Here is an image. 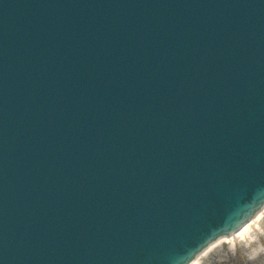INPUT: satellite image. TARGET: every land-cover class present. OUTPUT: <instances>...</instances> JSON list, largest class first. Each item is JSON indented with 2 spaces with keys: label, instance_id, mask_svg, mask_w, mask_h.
<instances>
[{
  "label": "water",
  "instance_id": "water-1",
  "mask_svg": "<svg viewBox=\"0 0 264 264\" xmlns=\"http://www.w3.org/2000/svg\"><path fill=\"white\" fill-rule=\"evenodd\" d=\"M263 203L264 0H0V264H187Z\"/></svg>",
  "mask_w": 264,
  "mask_h": 264
},
{
  "label": "rangeland",
  "instance_id": "rangeland-1",
  "mask_svg": "<svg viewBox=\"0 0 264 264\" xmlns=\"http://www.w3.org/2000/svg\"><path fill=\"white\" fill-rule=\"evenodd\" d=\"M263 228L257 236H252L254 244L249 251L243 245L231 249L228 244H221L206 253L198 264H264V220Z\"/></svg>",
  "mask_w": 264,
  "mask_h": 264
},
{
  "label": "bare ground",
  "instance_id": "bare-ground-1",
  "mask_svg": "<svg viewBox=\"0 0 264 264\" xmlns=\"http://www.w3.org/2000/svg\"><path fill=\"white\" fill-rule=\"evenodd\" d=\"M263 218L264 207L249 223L240 229L236 235L216 240L213 244L209 245L205 250H203L202 255H199L197 258L192 260L190 264H198V262L206 255L208 251L221 244H228V246L232 248L237 244L248 242V245L252 246L254 241L251 239V237L257 236L258 232H260L263 228Z\"/></svg>",
  "mask_w": 264,
  "mask_h": 264
},
{
  "label": "flooded vegetation",
  "instance_id": "flooded-vegetation-1",
  "mask_svg": "<svg viewBox=\"0 0 264 264\" xmlns=\"http://www.w3.org/2000/svg\"><path fill=\"white\" fill-rule=\"evenodd\" d=\"M214 264H217L216 262H214Z\"/></svg>",
  "mask_w": 264,
  "mask_h": 264
}]
</instances>
